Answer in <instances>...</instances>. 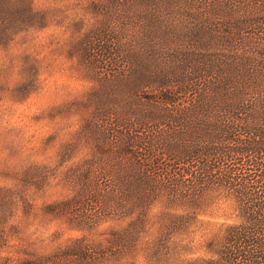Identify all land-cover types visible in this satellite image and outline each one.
I'll return each instance as SVG.
<instances>
[{
	"label": "trees",
	"instance_id": "trees-1",
	"mask_svg": "<svg viewBox=\"0 0 264 264\" xmlns=\"http://www.w3.org/2000/svg\"><path fill=\"white\" fill-rule=\"evenodd\" d=\"M97 4L109 19L73 42L91 87L73 104L82 118L67 143L90 155L63 175L70 198L50 207L75 225L101 219L93 211L129 222L108 248L79 241L21 262L102 264L141 235L159 202L185 208L160 215V227L177 233L221 199L236 220L223 225L211 257L186 264H264V0ZM44 25L27 0H0V47Z\"/></svg>",
	"mask_w": 264,
	"mask_h": 264
},
{
	"label": "rangeland",
	"instance_id": "rangeland-1",
	"mask_svg": "<svg viewBox=\"0 0 264 264\" xmlns=\"http://www.w3.org/2000/svg\"><path fill=\"white\" fill-rule=\"evenodd\" d=\"M27 1L43 14L45 25L15 31L0 47V223L6 234L0 264H27L21 261L79 241L108 248L129 222L93 211L101 219L75 225L68 213L60 215L62 207H50L70 198L63 175L90 155L86 146L67 145L82 118L73 104L84 100L91 87L77 70L74 49L77 41L102 30L109 17L98 0ZM161 208V202L151 208L146 227L128 241L124 253L120 249L121 255L102 264H186L209 258L208 248L223 225L236 220L232 203L218 199L201 208L188 231L167 232L160 215L182 217L185 208Z\"/></svg>",
	"mask_w": 264,
	"mask_h": 264
}]
</instances>
